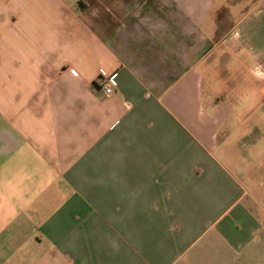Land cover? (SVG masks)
Listing matches in <instances>:
<instances>
[{
    "label": "crops",
    "instance_id": "obj_1",
    "mask_svg": "<svg viewBox=\"0 0 264 264\" xmlns=\"http://www.w3.org/2000/svg\"><path fill=\"white\" fill-rule=\"evenodd\" d=\"M236 1L0 0V264H264V0Z\"/></svg>",
    "mask_w": 264,
    "mask_h": 264
},
{
    "label": "built area",
    "instance_id": "obj_2",
    "mask_svg": "<svg viewBox=\"0 0 264 264\" xmlns=\"http://www.w3.org/2000/svg\"><path fill=\"white\" fill-rule=\"evenodd\" d=\"M113 76L101 73L98 77L97 83L102 86L104 94L110 96L113 94L114 82Z\"/></svg>",
    "mask_w": 264,
    "mask_h": 264
},
{
    "label": "rangeland",
    "instance_id": "obj_3",
    "mask_svg": "<svg viewBox=\"0 0 264 264\" xmlns=\"http://www.w3.org/2000/svg\"><path fill=\"white\" fill-rule=\"evenodd\" d=\"M252 3V0H237L233 4L225 5L229 8L230 12L233 14V16H237L240 14V11L243 9V7L249 6Z\"/></svg>",
    "mask_w": 264,
    "mask_h": 264
}]
</instances>
